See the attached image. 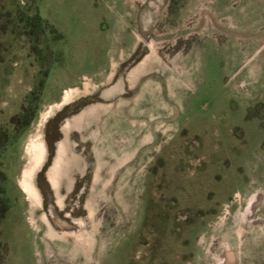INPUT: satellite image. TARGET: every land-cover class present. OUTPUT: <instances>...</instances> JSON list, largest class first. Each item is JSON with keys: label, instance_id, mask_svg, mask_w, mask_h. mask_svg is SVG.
Here are the masks:
<instances>
[{"label": "rangeland", "instance_id": "1", "mask_svg": "<svg viewBox=\"0 0 264 264\" xmlns=\"http://www.w3.org/2000/svg\"><path fill=\"white\" fill-rule=\"evenodd\" d=\"M4 147L0 264H264V0H0Z\"/></svg>", "mask_w": 264, "mask_h": 264}, {"label": "bare ground", "instance_id": "2", "mask_svg": "<svg viewBox=\"0 0 264 264\" xmlns=\"http://www.w3.org/2000/svg\"><path fill=\"white\" fill-rule=\"evenodd\" d=\"M74 93V92H73ZM72 92L70 93H67L66 97L64 98L65 101L69 98H71L70 96L73 94ZM35 144V143H34ZM40 145H36L34 146V159L38 160L39 159V152L40 151ZM42 149V148H41ZM41 159V158H40ZM58 159H56L54 165V170H56L55 168L57 167V162H58ZM35 167H36V163L33 164V166H31L25 173H24V176H23V179L21 181V185L22 187L24 188L25 192L27 193V195L34 201V200H37V196H36V193H35V190L34 188L32 187V184H31V175L33 174V171L35 170ZM52 170V171H54ZM59 170V169H58ZM52 173V172H51ZM50 173V174H51ZM56 189V188H55ZM252 221V218L251 217H248L247 219V222L251 223ZM246 222V220H245ZM62 226V225H61ZM64 226V225H63ZM233 254V253H232ZM231 254L230 253H223V255L220 257L219 259V262L218 264H230V262H232V257L230 256Z\"/></svg>", "mask_w": 264, "mask_h": 264}, {"label": "flooded vegetation", "instance_id": "3", "mask_svg": "<svg viewBox=\"0 0 264 264\" xmlns=\"http://www.w3.org/2000/svg\"><path fill=\"white\" fill-rule=\"evenodd\" d=\"M31 119V117H29V119H28V121H27V124L29 123V120ZM5 150H6V148L4 147V148H1L0 149V156H2L4 153H5ZM54 152V151H53ZM53 152L49 155V159L47 160V166L49 167L51 164H53L54 163V161H55V159L57 158H55L54 159V161H53ZM59 152V151H58ZM57 156H58V154H57ZM52 161H53V163H52ZM52 166V165H51ZM50 166V167H51ZM50 167L48 168V170L50 169ZM48 172V171H47ZM46 177H47V173H46ZM1 208V207H0Z\"/></svg>", "mask_w": 264, "mask_h": 264}, {"label": "crops", "instance_id": "4", "mask_svg": "<svg viewBox=\"0 0 264 264\" xmlns=\"http://www.w3.org/2000/svg\"><path fill=\"white\" fill-rule=\"evenodd\" d=\"M119 55H122V56L125 55V51L122 50L120 53H118L117 56H119Z\"/></svg>", "mask_w": 264, "mask_h": 264}, {"label": "trees", "instance_id": "5", "mask_svg": "<svg viewBox=\"0 0 264 264\" xmlns=\"http://www.w3.org/2000/svg\"><path fill=\"white\" fill-rule=\"evenodd\" d=\"M1 214H2V213H0V219L2 218V215H3V214H2V215H1Z\"/></svg>", "mask_w": 264, "mask_h": 264}]
</instances>
